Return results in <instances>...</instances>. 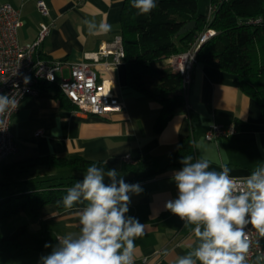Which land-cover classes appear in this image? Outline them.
I'll return each instance as SVG.
<instances>
[{
	"label": "crops",
	"instance_id": "1",
	"mask_svg": "<svg viewBox=\"0 0 264 264\" xmlns=\"http://www.w3.org/2000/svg\"><path fill=\"white\" fill-rule=\"evenodd\" d=\"M44 1L48 16L40 14L35 0H0V4L8 3L19 11L22 25L18 28V38L23 44L35 39L40 21L51 23L41 53L46 58L65 62L62 75L56 74L54 84L58 86L61 77H69L71 63L82 61L86 52L95 51L101 44H109L121 35V11L125 0ZM209 7V0H198L200 12L209 15ZM85 19L97 24L106 22L112 26L111 31L91 35L83 24ZM112 79L113 89L124 107L104 116L74 112L68 102L50 97L44 90L38 95L24 97L10 119L17 151L3 166L44 155H79L106 163L109 169L115 168L125 182L139 183L143 189L139 195L129 194L131 204L127 215L138 218L145 225L144 235L135 241V264H174L176 257L184 255L195 241L190 227H185L179 217L164 208L167 200L178 196L172 174L182 167L175 163L180 142L189 138L192 155L208 159L211 168L219 171L220 166L227 164L233 169V176H246L258 163L264 162V118L260 105L240 89L236 74L211 63L199 62L192 72L184 108L174 113L157 132L154 124L160 104L128 85L124 64L112 71ZM213 122L235 124V135L206 140L204 134ZM38 130L40 133L36 135ZM126 155L137 162H125ZM162 168L163 171L157 172ZM51 169L36 166L21 172L16 167L9 169L5 177L10 180L11 175L36 174L37 170ZM2 173L0 171V175ZM58 176L43 172L30 174L23 181H36L35 187L46 179L58 182L54 180ZM67 177H74L76 183L83 174L68 173ZM109 182L106 177L105 183ZM82 207L76 205L68 210L57 209L53 204L44 205L39 217L30 218L12 230L24 228L19 236L20 246L0 253L23 248L28 224L33 231L30 237L33 247L29 248L37 252L39 258L49 253L51 249L44 247L46 242L55 245L58 235L79 231L77 212Z\"/></svg>",
	"mask_w": 264,
	"mask_h": 264
},
{
	"label": "clouds",
	"instance_id": "2",
	"mask_svg": "<svg viewBox=\"0 0 264 264\" xmlns=\"http://www.w3.org/2000/svg\"><path fill=\"white\" fill-rule=\"evenodd\" d=\"M131 7L146 15L157 7V0H131ZM83 24L91 35L106 34L112 27L89 19ZM17 107L14 96L0 94V116ZM3 125L0 120V130H6ZM179 163L182 167L172 174L178 196L164 208L190 227L195 241L174 264H264V162L243 177L233 176L227 164L217 171L208 159L193 155H184ZM142 191L139 183L125 182L115 168L90 164L57 201L68 210L83 206L77 212L79 231L58 235L55 245L46 242L44 247L51 251L41 255L39 264H135V241L144 235L145 225L127 213L129 194Z\"/></svg>",
	"mask_w": 264,
	"mask_h": 264
},
{
	"label": "trees",
	"instance_id": "3",
	"mask_svg": "<svg viewBox=\"0 0 264 264\" xmlns=\"http://www.w3.org/2000/svg\"><path fill=\"white\" fill-rule=\"evenodd\" d=\"M209 2L213 7L209 18L199 11L198 0H157V7L146 15H139L131 7V0H125L123 4L121 36L125 50L126 81L131 88L160 104L154 124L157 132L186 104L179 73L167 65H159L158 62L188 48L194 37L207 27L214 29L216 33L199 48L197 62L211 63L236 74L240 89L258 102L264 118V0ZM192 20L196 23L195 28L178 35L181 26ZM40 90L74 107L53 83L41 84ZM184 155H192V142L189 138L180 142L175 163L180 164ZM92 163L105 170L109 169L106 163L90 161L79 155H44L12 163L7 167L2 165L0 171L5 175L9 169L17 167L22 172L36 166L86 171ZM73 179L74 177H66L57 180L58 182L46 179L35 187H21L12 192L0 193V220L21 213L36 219L46 204L63 209L62 204L57 201L62 200L67 189L75 184ZM11 180L12 178L1 181L0 184L7 185ZM23 232L22 227L7 235L0 232V252L18 248L19 236Z\"/></svg>",
	"mask_w": 264,
	"mask_h": 264
},
{
	"label": "built area",
	"instance_id": "4",
	"mask_svg": "<svg viewBox=\"0 0 264 264\" xmlns=\"http://www.w3.org/2000/svg\"><path fill=\"white\" fill-rule=\"evenodd\" d=\"M35 2L40 14L48 16L49 10L45 1ZM212 11L210 4L208 18ZM21 25L19 11L8 3L0 4V94L14 96L18 104L26 96L38 95L41 84H54L56 74L62 75L65 64L62 60L49 59L41 54V45L50 31L51 23L40 21L35 39L24 44L18 38V28ZM215 33L212 28L203 29L189 43L188 48L165 59L166 65L179 73L185 98L193 69L198 63L196 54L201 45ZM124 58L122 36L118 35L111 43H103L97 50L86 52L82 61L70 64L69 77H61L58 87L73 104L74 112L104 116L123 109L124 104L113 89L112 71L124 64ZM16 110L0 116L3 126L6 127V130H0V169L6 159L17 151L10 131V119ZM39 133L38 130L35 134ZM235 133V124L213 122L204 135L206 140L212 141L223 136H233ZM123 160L137 162L128 155ZM261 247L264 248V240L261 241Z\"/></svg>",
	"mask_w": 264,
	"mask_h": 264
},
{
	"label": "rangeland",
	"instance_id": "5",
	"mask_svg": "<svg viewBox=\"0 0 264 264\" xmlns=\"http://www.w3.org/2000/svg\"><path fill=\"white\" fill-rule=\"evenodd\" d=\"M159 65H165L166 63L164 61L158 62ZM184 95V94H183ZM48 170V169H45ZM47 175H55L58 174L59 176L54 179L55 181H59L62 179H65L68 176V173L74 174H84L80 170L75 169H65V168H57L52 167L51 171H43ZM41 170H37L36 174L35 172L30 173L33 175H39L40 173L43 174ZM29 174V175H30ZM29 175H11L12 180L7 185L0 184V193L2 192H12L15 189H19L21 187H27L26 185L31 184L30 187H33L36 184V181H32L29 183H25L23 179L25 177H28ZM65 177V178H64ZM7 178L5 175H0V182L5 181ZM30 218H28L25 214H20L12 218L2 219L0 220V232L5 235L8 233H11L13 229H15L17 226H20L21 224L28 222ZM25 221V222H24ZM33 233L31 225H27V233L25 234L22 245V249L6 252V253H0V264H39V254L32 250L29 247H33V244L30 242L31 234Z\"/></svg>",
	"mask_w": 264,
	"mask_h": 264
},
{
	"label": "water",
	"instance_id": "6",
	"mask_svg": "<svg viewBox=\"0 0 264 264\" xmlns=\"http://www.w3.org/2000/svg\"><path fill=\"white\" fill-rule=\"evenodd\" d=\"M195 26H196V23L194 20L189 21V22L185 23L184 25H182L177 33H178V35H181L183 33H186L187 31L195 28Z\"/></svg>",
	"mask_w": 264,
	"mask_h": 264
}]
</instances>
